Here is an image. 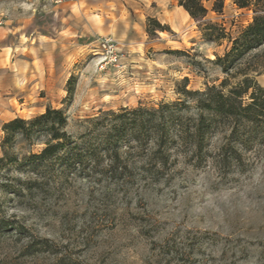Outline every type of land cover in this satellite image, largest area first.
I'll use <instances>...</instances> for the list:
<instances>
[{"label":"rangeland","instance_id":"rangeland-1","mask_svg":"<svg viewBox=\"0 0 264 264\" xmlns=\"http://www.w3.org/2000/svg\"><path fill=\"white\" fill-rule=\"evenodd\" d=\"M224 1L223 16L207 20L236 35L252 12ZM150 20L172 32L150 35ZM105 38L114 40L118 62L98 43ZM225 50L226 43L202 39L178 0H0V157L4 124L49 107L65 112L67 132L86 150H102L108 132L97 118L220 86L226 75L210 60ZM255 54L264 87V46ZM225 134L208 138L200 161L187 147H172L161 171L152 168L151 151L128 148L127 138L119 145L130 157L121 174L107 161L88 178L63 173L58 160L39 174L5 169L0 264H264V143L239 147L241 164L219 163Z\"/></svg>","mask_w":264,"mask_h":264},{"label":"trees","instance_id":"trees-1","mask_svg":"<svg viewBox=\"0 0 264 264\" xmlns=\"http://www.w3.org/2000/svg\"><path fill=\"white\" fill-rule=\"evenodd\" d=\"M179 6L198 24L202 39L217 45L226 43L223 55H215L210 62L219 66L226 78L220 86H207L205 90L184 89L185 100L161 104L157 109L138 108L124 110L121 114H103L102 127L107 134L103 137L102 150L88 151L84 144L75 140L66 130L68 117L61 109L47 108L31 119L14 118L3 126L2 156L0 173L17 167L30 168L40 173L46 163L60 161L63 173L67 170L88 178L107 161L109 171L115 175L128 169V153L123 152L121 143H136L150 152L148 160L155 170L166 168L172 157V147L193 151L197 159L204 158L208 138L223 130L226 142L220 148L219 163L230 159L242 163L240 148L249 149L256 142L264 143V87L255 78L260 62L255 52L264 46V0H235L239 9L252 12L250 24L236 35L227 31L224 23L207 20L210 13L223 16L224 0H178ZM156 25L148 27L150 35L156 31L172 32L168 26L150 20ZM237 80L230 84L231 79ZM192 110V114L183 111ZM108 115L113 121L106 125ZM130 138V139H128ZM82 139V138H81ZM81 141V140H80ZM22 145L33 149L42 146L39 152H17ZM38 184L37 180H30ZM6 187V186H3ZM48 246V245H46Z\"/></svg>","mask_w":264,"mask_h":264},{"label":"built area","instance_id":"built-area-1","mask_svg":"<svg viewBox=\"0 0 264 264\" xmlns=\"http://www.w3.org/2000/svg\"><path fill=\"white\" fill-rule=\"evenodd\" d=\"M98 43L102 45L104 48L111 49V53L113 54L111 57V62H118L122 57L115 53V43L112 38H105L102 40H98Z\"/></svg>","mask_w":264,"mask_h":264},{"label":"bare ground","instance_id":"bare-ground-1","mask_svg":"<svg viewBox=\"0 0 264 264\" xmlns=\"http://www.w3.org/2000/svg\"><path fill=\"white\" fill-rule=\"evenodd\" d=\"M186 14H187V16H189L188 13H186Z\"/></svg>","mask_w":264,"mask_h":264},{"label":"crops","instance_id":"crops-1","mask_svg":"<svg viewBox=\"0 0 264 264\" xmlns=\"http://www.w3.org/2000/svg\"><path fill=\"white\" fill-rule=\"evenodd\" d=\"M185 13H187V12H185Z\"/></svg>","mask_w":264,"mask_h":264}]
</instances>
